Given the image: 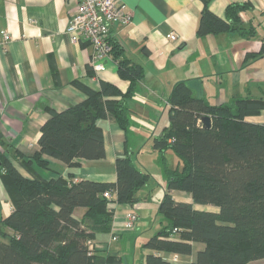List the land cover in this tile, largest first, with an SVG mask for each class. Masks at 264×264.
I'll return each instance as SVG.
<instances>
[{"label": "trees", "instance_id": "obj_1", "mask_svg": "<svg viewBox=\"0 0 264 264\" xmlns=\"http://www.w3.org/2000/svg\"><path fill=\"white\" fill-rule=\"evenodd\" d=\"M209 1L203 0L199 36L224 31L254 34L255 27L246 26L241 17L250 8L248 3L229 4L223 18L210 10ZM112 47L120 76L130 81L126 91L104 80L98 89L75 80L86 98L62 111L49 109L41 127L40 150L32 155L7 149L0 134V177L12 205L9 214L0 216V226L11 230H0V264H124L121 256L91 250L87 241L113 230L116 203L134 207L152 174L129 154L117 159L114 182L75 180L57 171L48 178L37 168H50L44 155L70 167L80 166L79 159L106 157L99 119H111L129 130L127 99L136 93L144 67L124 56L117 42ZM169 104V125L154 137L152 146L166 176L159 214L167 224L143 247L156 253L190 254L192 243L202 242L205 247L193 264L264 261V124L247 120L264 109V98L237 97L216 105L179 81ZM205 116L211 117L209 128ZM170 150L181 166H169ZM105 191L114 197H105ZM175 191L190 194L192 201L176 200ZM78 207L86 209L81 218L74 213ZM146 264L170 263L151 253Z\"/></svg>", "mask_w": 264, "mask_h": 264}, {"label": "crops", "instance_id": "obj_2", "mask_svg": "<svg viewBox=\"0 0 264 264\" xmlns=\"http://www.w3.org/2000/svg\"><path fill=\"white\" fill-rule=\"evenodd\" d=\"M121 2L132 12V21L128 25L113 24L110 38L123 47L124 56L144 67L136 93L127 99L129 130L111 119H99L106 157L79 159L80 166L70 167L44 155L50 168H37L48 178L60 172L75 180L114 182L117 159L131 155L139 167L152 174V180L143 187L142 199L134 207L116 203L114 219L122 223L125 214L134 211L137 223L133 231L121 232L117 240L113 239L115 227L96 234L92 239L96 250L121 256L124 264H146L151 253L170 264H193L205 247L202 242H193L190 254L156 253L143 247L150 236L160 233L167 224L159 214L166 176L158 153L152 150L153 139L169 125V96L179 81H185L197 97L216 105L237 97L264 98V0H210V10L223 18L229 4L248 3L250 8L241 12V17L246 26H254L256 31L253 35L224 31L206 36L197 33L203 0ZM77 4L78 0H0V36L5 31L12 36L6 44H0V134L3 146L9 150L18 148L26 155L40 150L41 127L50 116L49 109L62 111L86 98L75 80L94 89L100 87L101 80L114 83L123 91L130 85L128 79L120 76L113 54L105 60L106 68L97 72L90 64L93 46L72 39L67 27ZM172 33L176 39L170 37ZM247 120L264 124V109ZM159 174L162 184L158 188L155 178ZM0 182L10 212L12 205L1 177ZM174 197L192 201L184 191H175ZM196 208L218 210L212 205ZM85 211L78 207L74 213L81 218ZM6 231L11 232L9 228Z\"/></svg>", "mask_w": 264, "mask_h": 264}, {"label": "built area", "instance_id": "obj_3", "mask_svg": "<svg viewBox=\"0 0 264 264\" xmlns=\"http://www.w3.org/2000/svg\"><path fill=\"white\" fill-rule=\"evenodd\" d=\"M132 21V12L121 0H78L77 8L71 15L67 31L74 41L91 44L94 53L90 64L95 71L106 68L105 60L112 56V42L110 38L111 26L115 23L128 25ZM176 39V34L170 35ZM12 36L9 32H3L0 36V44H6ZM104 196L113 198L110 191H105ZM138 220L134 211L125 214L122 223L114 219L115 233L113 239L117 240L121 232L132 231ZM178 229L175 228L174 232ZM91 250L96 249L92 239L87 241Z\"/></svg>", "mask_w": 264, "mask_h": 264}, {"label": "rangeland", "instance_id": "obj_4", "mask_svg": "<svg viewBox=\"0 0 264 264\" xmlns=\"http://www.w3.org/2000/svg\"><path fill=\"white\" fill-rule=\"evenodd\" d=\"M169 152H171V153H169V155H167V158H168V161H169V166L171 168H175L178 165L181 166V164H179V158L177 157V155L171 150ZM22 171H23L24 174L27 173L25 170H22ZM155 183L156 184L158 183L157 187L159 186V183L162 184L161 175L160 174L157 175V177L155 178ZM0 184H1V182H0ZM8 206H9V202H5L4 201L3 196H2V189H1V185H0V214L3 213L4 215H7L9 213ZM3 228L4 227L0 226V230L3 229ZM4 229H7V228L5 227Z\"/></svg>", "mask_w": 264, "mask_h": 264}, {"label": "water", "instance_id": "obj_5", "mask_svg": "<svg viewBox=\"0 0 264 264\" xmlns=\"http://www.w3.org/2000/svg\"><path fill=\"white\" fill-rule=\"evenodd\" d=\"M203 121H204L206 127L209 128L212 126V120H211L210 116H205Z\"/></svg>", "mask_w": 264, "mask_h": 264}]
</instances>
